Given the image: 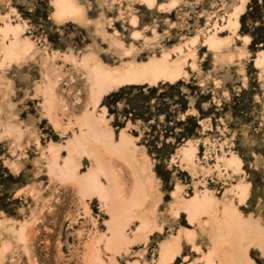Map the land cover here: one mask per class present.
Here are the masks:
<instances>
[{
  "label": "rangeland",
  "instance_id": "1",
  "mask_svg": "<svg viewBox=\"0 0 264 264\" xmlns=\"http://www.w3.org/2000/svg\"><path fill=\"white\" fill-rule=\"evenodd\" d=\"M78 1L88 18L60 22L53 0H0V60L5 63L0 122L10 114L25 130L23 138L0 133L1 264H101L97 250L107 264L114 257V264H156L162 244L179 235L181 253L173 264H236L230 243L214 248L205 231L208 214L191 222L187 204L175 214L174 193L179 188L187 200L208 193L220 201L219 208L231 202L237 218L264 231V63L258 64L264 52V0H246L237 30L227 18L241 0H158L153 5L146 0ZM14 31L34 45L32 56L16 61L8 55ZM215 32L240 48L221 49L228 61L216 60L209 47L208 37ZM163 56H183L189 75L156 84L113 82L105 85L99 101L84 64L98 61L117 72L142 70ZM48 82L56 95L53 107L37 90ZM92 119L110 128L113 144L121 143L122 135L128 139L140 161L148 162L156 192L158 227L146 240H137L133 233L141 222L134 220L126 234L136 241L117 250L106 245L112 201L99 192L84 194L81 177L92 161L70 144ZM85 142L115 178L117 204L128 203L136 188L130 162L97 143L91 133ZM53 144L60 154L56 169L64 168L71 156L81 162L78 176L66 181L51 176ZM189 145L195 147L194 164L181 160ZM223 157L237 162L224 175L200 166L219 163L226 172ZM99 180L107 194V177L101 174ZM238 185L247 189L242 200L235 194ZM24 220L30 224L29 239L17 242L7 229L12 224L19 228ZM185 230L193 232V241L186 240ZM2 242L10 244L6 251ZM247 252L254 263L264 264L257 238Z\"/></svg>",
  "mask_w": 264,
  "mask_h": 264
},
{
  "label": "bare ground",
  "instance_id": "2",
  "mask_svg": "<svg viewBox=\"0 0 264 264\" xmlns=\"http://www.w3.org/2000/svg\"><path fill=\"white\" fill-rule=\"evenodd\" d=\"M146 2L153 5V3H157L158 0H146ZM241 2L242 4L236 7L233 12H230L227 18L228 26L233 27L236 30L239 28V16L244 11L246 0H241ZM53 3L55 6L54 16L60 22H66L68 20L83 21L88 18L85 7L80 4L78 0H53ZM14 28L15 27L13 26V29ZM17 30L18 29H16V31ZM16 31H14L15 39L8 45L7 53L9 56L14 57L16 61H20L24 57L32 56V54L36 52V48L29 41H21ZM248 38L250 39V37ZM248 41L246 42L248 43ZM208 43L209 47L214 50L216 55H218L216 59L218 61H228V54L226 55L225 53L221 52L222 48H226L228 50L232 48L234 51H239L238 49H240L236 45L231 46V39H221L217 32L211 33L209 35ZM229 52L232 51L229 50ZM218 57L220 60L218 59ZM48 58L49 55H42L43 61ZM183 58L184 57L182 56L174 60H169L166 56H163L160 60L156 58L152 59L150 62L151 67H148L146 65L142 70L130 68L122 72L104 69L98 61H94L90 65H88L85 61L84 64L89 67V70L94 78V86L96 88V93L99 101L103 96L105 85L111 84L113 82L127 84L128 82H144L145 80H147L151 83L156 84L159 80L162 79L173 82L175 80H178L183 75L188 76V72L183 67ZM263 63L264 52L258 59V64ZM193 65L196 64L193 63ZM4 66V61L0 60V78L4 73ZM193 67L195 68V66ZM37 90H40L42 92L45 103L53 107L56 95L51 82L45 83L44 86L37 85ZM51 107L50 109H52ZM3 109L4 107H2V110L0 112H4ZM9 115L1 120L0 133H9L10 135L12 134V136L14 135L17 138H23L25 130L21 128L19 123L12 121ZM55 122L57 123L58 121ZM55 126L58 125L55 124ZM85 128L88 129V131H84L83 129ZM86 133H91L93 140L119 154L123 158H126L132 165L136 177V188L133 193L132 199L128 203L123 205L117 204V195L115 192L116 180L113 175L102 164H100L88 150L87 144L85 142ZM36 139L38 142L39 138L37 137ZM112 141L113 135L110 131V128L103 122L92 119L84 123L81 135H75L74 139L70 140V144L72 146V150H75L78 153L87 154L92 161V167L89 173L81 177V184L84 194L90 196L95 192H99L101 196H109L112 201L110 210L111 218L109 220L110 236H108L106 239V245L107 248L117 250L121 246L127 247L128 243L135 242V239L146 240L149 237V234L158 227L157 217L155 215L157 198L156 192L152 190L150 186V172L148 169V162L142 160L140 161V159L143 158H141L138 153L131 149V146L127 144L128 139L124 135H122L121 143L113 144ZM80 148L82 150H79ZM182 150V162L186 161L187 163L194 164L195 147L189 145L187 147H184ZM49 154V167L51 176L56 177L59 181H66L78 176L77 171L81 166L80 161L76 162L70 156L66 159L64 168L57 170L56 168L59 165L60 154L59 150L55 147L54 144L50 145ZM236 163L237 162L233 159L229 160L223 157V165L226 172H223L222 165H220L219 163H217L215 166L209 167L204 165L200 166L209 169L208 172L217 171L218 175H224L225 173H228L227 170L229 168L235 167ZM101 174H104L107 177L110 184V189L107 194L103 192V190H101L99 180V176ZM246 192L247 189L244 187V185H238L235 194L242 200L243 198H245ZM185 204L188 205L186 209L188 210L189 219L191 220V222L195 220L199 221L201 215L203 214L209 215V223H205V231L207 232L209 239L213 242L215 249L223 246L226 242L230 243L233 247L232 255L236 264H256L249 257L247 247L254 238H257L258 241H260L264 251V231L261 230L253 221L245 223L241 219L237 218L235 206L231 202L225 203L222 208H219L220 201L216 197L208 193H204L202 196H196L192 200H187L182 194H180V189L178 188L174 193L176 215L179 214V210L181 208H184ZM221 214L222 216L220 217ZM134 220H139L141 224L133 233L135 239L129 240L130 237H128L126 231ZM4 221L6 222L7 220ZM4 221H2V223ZM28 223V221L24 220L19 228H16L14 224H12L11 228L9 227L7 231H9L11 236H13V238H15L17 242H27L26 240L29 231L28 227L30 225H28ZM30 223H32V221ZM1 226L2 225H0V227ZM3 227L5 226L3 225ZM180 236L181 235L172 237L166 243L162 244L160 248L159 259L156 264H173L178 255L181 253L182 245H180ZM184 236L187 238V241L194 240L193 232L190 230H185ZM2 244L3 246L1 247V249H3V251H6L10 244L6 242H2ZM94 252L98 263L100 262L101 264H107L106 261L101 257L98 250ZM3 256L5 255H0V264L3 260ZM116 261L117 260L114 257L111 262H113L114 264V262L117 263ZM208 261L214 263V261H212L211 259H209Z\"/></svg>",
  "mask_w": 264,
  "mask_h": 264
},
{
  "label": "trees",
  "instance_id": "3",
  "mask_svg": "<svg viewBox=\"0 0 264 264\" xmlns=\"http://www.w3.org/2000/svg\"><path fill=\"white\" fill-rule=\"evenodd\" d=\"M254 41H256L257 40V38L256 37H254V39H253Z\"/></svg>",
  "mask_w": 264,
  "mask_h": 264
}]
</instances>
